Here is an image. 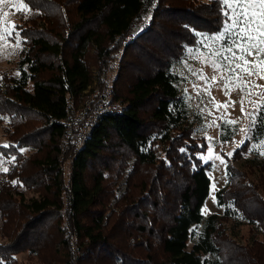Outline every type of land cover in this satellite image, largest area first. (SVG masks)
<instances>
[{
  "label": "trees",
  "instance_id": "obj_1",
  "mask_svg": "<svg viewBox=\"0 0 264 264\" xmlns=\"http://www.w3.org/2000/svg\"><path fill=\"white\" fill-rule=\"evenodd\" d=\"M23 1L35 14L21 28L20 73L0 85V112L21 133L15 142L34 144L37 155H19L0 180L8 239L0 242V264L48 248L63 264H264V160L247 171L228 165V183L216 193L224 213L205 215L212 165L195 156V123L173 71L193 30L219 28L214 0ZM146 12L150 20L134 32ZM91 52L98 74L122 53L115 107L98 114L78 147L67 138L66 119L96 76ZM253 135L264 139L259 127ZM248 149L236 151L242 158ZM127 157L153 171L139 197L125 195L113 210L105 182ZM28 160L33 173L23 165ZM242 224L253 228L244 244L236 231Z\"/></svg>",
  "mask_w": 264,
  "mask_h": 264
},
{
  "label": "rangeland",
  "instance_id": "obj_2",
  "mask_svg": "<svg viewBox=\"0 0 264 264\" xmlns=\"http://www.w3.org/2000/svg\"><path fill=\"white\" fill-rule=\"evenodd\" d=\"M34 14L35 12H33L23 0H6L4 5H0V27L6 28L9 31H13L12 25L15 24L18 26L17 30H20L22 26L28 22L27 19L31 18V16ZM150 18L151 14L149 12L144 13L143 21L139 23V25L138 23L135 25L134 32L139 30L142 27L143 22L146 21L147 23ZM17 40L20 41L19 44H17ZM17 40L11 39L7 35H5L3 39H0V77H3V79H0V85L3 84L4 86L8 79H10L12 76H18L17 72L20 73L18 60L20 58L21 50L23 49L21 30ZM93 54L94 53L91 52V59L89 63L92 66V70L95 72L96 76L94 77L93 83L88 88L87 93H85V96H83L82 101L79 102L75 107V110L78 109L79 106L89 98L95 99V105L97 107L99 104L98 99H100L102 92H111L113 86L112 83L118 69V62L122 55V53L119 52L117 57H115L114 62H110L109 67H111L109 70L98 74V66L97 63H95V57ZM189 68H191L193 71L202 70L203 73H205L209 78L216 76L217 81L220 80V77L216 72H214L211 66L187 57L181 59V61L175 64L173 68V71L180 78L178 86L182 96L184 99L186 96L191 97L190 99L185 100L191 111V118L195 123V130L192 132L193 139L197 142L196 147L193 149L196 154L195 156L198 157L199 155H203L205 159H208L209 154L206 150V146L208 147L209 143L212 146L214 158L209 160L212 165V168L209 172L211 177V191L203 206V213L205 215H209L214 212L223 214L224 206H220L218 204L216 193L228 183L227 166L231 165L233 168L247 171V164L255 163L254 160H257L258 162L260 160H264V154H257V150L260 153H264V139L259 143L252 141V144L257 145V150L252 152L248 151L246 154H244V156H242V158L240 157L243 153L239 155L237 151H235L231 157L226 156V153L233 152L234 149H240L237 148V145L242 139H244L246 130L250 127V119L241 113L240 101L243 94L239 88H234V90L231 91L230 96L226 95L224 85L222 82H220L213 84L210 96L203 92L200 94V96H198L193 89V85L196 84L202 87L204 85V81L194 77L188 71ZM244 79H248V77L245 76ZM252 82L264 85V79L253 78ZM97 88H99V91H102L98 97L94 95ZM184 89H187L188 92L186 93ZM257 91L264 90L257 88L253 89L254 93ZM201 96H203V103L201 102ZM212 97H214V101H212ZM260 99L261 97H257L255 95L250 97L245 96L243 105L245 110L248 112L252 110V105L249 103V100L257 101ZM229 101H235V106L232 107L229 105L227 109L221 107L218 111L214 107V104L216 103L223 105ZM201 110H203V116L200 114ZM209 112H211V115L208 114ZM221 116L226 119L238 121L236 127L238 129H244L245 131H237L234 137L229 139L227 143H223V140L221 139V129L215 125L207 127L205 130H201L205 127V125L210 124L214 119L216 120L217 124L222 125V120L219 119ZM11 121L12 119L8 114L0 112V146L11 145V147L6 148L0 147V157L3 158L0 159V180L4 178L3 174L7 173L13 166H17L20 163L21 159L18 158L19 155L22 158L29 157L30 159L37 155V149L33 142L32 144L34 147L27 145L29 143H23V145H20L19 143L15 142L21 136V133H13L14 131H12ZM206 138L210 139L206 140ZM198 145H204V150L200 147H197ZM250 146L251 145H249V147ZM14 151H17V153H14ZM160 154L161 157L166 156L165 152H161ZM221 158L225 162H222ZM23 165L26 166V169L29 171V173H33V167L30 160L26 161ZM213 165H215V167H213ZM3 169H7L8 171L5 172ZM151 171L153 170L145 165H137V167H135V160L134 158L130 157H127V159L121 164H116V166L110 172V178H108L107 182H105L107 184L108 194H110L108 197V202L111 209L114 210L115 208H118L119 210V206H123L125 204L124 202L118 206L121 199L125 195L134 194V197H139L143 189V183H147L149 181L148 177ZM14 181L17 182L15 179ZM26 194L27 196L35 195V193L31 190H26ZM2 221L3 219L0 215V242H6L8 239L4 235V231H1ZM51 222L54 225V219H52ZM233 222H226L225 226L229 229ZM251 230H253V228L249 224L239 225L236 231L240 232V236H242V238L240 236L238 237L241 239L239 240L241 243L244 244V236L251 234L253 232ZM50 242L51 241H49V243ZM192 245V241H190L189 247H192ZM49 251H51V248H48L44 255H40L41 257L31 254L30 251L20 252L15 255V259L12 264H63V261L53 257L52 252ZM3 264H6V262H3ZM108 264L118 263L111 262Z\"/></svg>",
  "mask_w": 264,
  "mask_h": 264
},
{
  "label": "snow or ice",
  "instance_id": "obj_3",
  "mask_svg": "<svg viewBox=\"0 0 264 264\" xmlns=\"http://www.w3.org/2000/svg\"><path fill=\"white\" fill-rule=\"evenodd\" d=\"M5 2L6 0H0V5H4ZM214 3L218 5L219 28L212 33H201L193 30L192 46L185 45L184 48L187 58L211 66L214 72L219 75L220 80L217 81L216 76L209 78L202 70L193 71L189 68L188 71L197 79L204 81L202 87L196 84L193 85V89L198 96L202 92L210 96L213 84L220 82L223 83L226 95L229 96L234 88H239L243 94L240 101L241 113L247 116L251 123L246 130L244 139L240 141L237 148H243L245 144H249L251 146L248 151L252 152L257 150V145L252 144L255 138L253 132L257 127L264 131V91L253 92L254 88L264 90V85L252 82L253 78L264 79V0H214ZM17 28L18 26L15 24L12 25L13 31L0 27V39L7 35L11 39L17 40L20 30H22H17ZM19 43L20 41L17 40V44ZM17 75H19V72H17ZM245 76L248 79H244ZM0 79H3V77H0ZM184 91L188 92L187 89H184ZM253 95L261 97V99L257 101L249 100L252 110L248 112L243 106L244 97ZM190 98V96L185 97V99ZM211 99L214 101V97ZM201 102L203 103V96H201ZM229 105L234 107L235 101H229L223 105L216 103L214 107L218 111L221 107L227 109ZM200 114L203 116V110ZM208 114L211 115V112ZM219 119L222 120V125L217 124L214 119L201 130L215 125L221 129V134L224 137L223 143H227L230 136L234 137L237 131H245L236 127L238 124L236 120L226 119L223 116ZM258 135L259 133H257ZM208 139L210 138H206V140ZM259 142L258 140L257 143ZM0 147L6 148L11 147V145ZM197 147L205 148L204 145H198ZM206 150L209 154L208 159H205L203 155L198 156L205 164L214 158L210 143ZM179 151L187 153L186 148H181ZM235 151L236 149L225 155L231 157ZM257 154L264 153L257 150ZM0 159L3 158L0 157ZM222 162L225 161L222 159ZM3 171L7 172L8 170L3 169ZM13 183L16 182L13 181Z\"/></svg>",
  "mask_w": 264,
  "mask_h": 264
},
{
  "label": "built area",
  "instance_id": "obj_4",
  "mask_svg": "<svg viewBox=\"0 0 264 264\" xmlns=\"http://www.w3.org/2000/svg\"><path fill=\"white\" fill-rule=\"evenodd\" d=\"M101 92L97 88L94 95L98 97ZM98 102L99 104L96 107L95 99L89 98L75 110L73 115L66 119V122L70 126L67 138L76 139L78 147H81L88 138L98 114L106 110H112L115 107L111 101V92L109 91L102 92Z\"/></svg>",
  "mask_w": 264,
  "mask_h": 264
}]
</instances>
